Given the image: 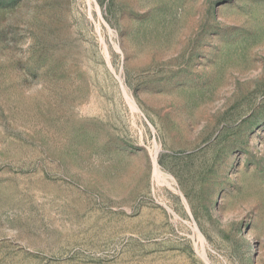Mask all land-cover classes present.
<instances>
[{
  "label": "rangeland",
  "instance_id": "obj_1",
  "mask_svg": "<svg viewBox=\"0 0 264 264\" xmlns=\"http://www.w3.org/2000/svg\"><path fill=\"white\" fill-rule=\"evenodd\" d=\"M0 264H264V0H0Z\"/></svg>",
  "mask_w": 264,
  "mask_h": 264
}]
</instances>
